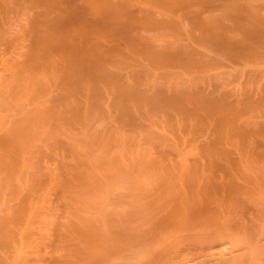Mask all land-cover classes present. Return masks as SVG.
Wrapping results in <instances>:
<instances>
[{
    "label": "bare ground",
    "instance_id": "bare-ground-1",
    "mask_svg": "<svg viewBox=\"0 0 264 264\" xmlns=\"http://www.w3.org/2000/svg\"><path fill=\"white\" fill-rule=\"evenodd\" d=\"M0 264H264V0H0Z\"/></svg>",
    "mask_w": 264,
    "mask_h": 264
}]
</instances>
